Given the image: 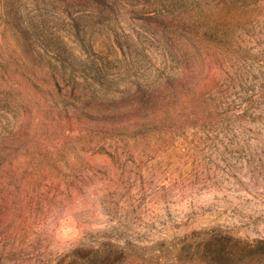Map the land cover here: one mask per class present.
Returning a JSON list of instances; mask_svg holds the SVG:
<instances>
[{"label":"rangeland","instance_id":"374dc122","mask_svg":"<svg viewBox=\"0 0 264 264\" xmlns=\"http://www.w3.org/2000/svg\"><path fill=\"white\" fill-rule=\"evenodd\" d=\"M122 1L0 0V264L264 236V0H201L214 38Z\"/></svg>","mask_w":264,"mask_h":264},{"label":"trees","instance_id":"16d2710c","mask_svg":"<svg viewBox=\"0 0 264 264\" xmlns=\"http://www.w3.org/2000/svg\"><path fill=\"white\" fill-rule=\"evenodd\" d=\"M97 5L118 7L122 0H89ZM140 5L141 16L166 28L179 29L184 32L200 33L212 38L213 34L200 29L199 11L201 0H134ZM214 38V37H213ZM155 90H141L137 96L141 105L134 107L141 111L145 102L150 101ZM100 251V250H99ZM205 264H264V236L229 240L217 239L215 235L207 237L194 253ZM112 257L111 260H115ZM110 260V261H111ZM199 260V259H198Z\"/></svg>","mask_w":264,"mask_h":264}]
</instances>
